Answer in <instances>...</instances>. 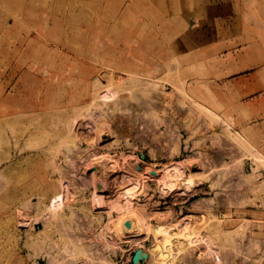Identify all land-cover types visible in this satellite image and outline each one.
<instances>
[{"label": "rangeland", "instance_id": "rangeland-1", "mask_svg": "<svg viewBox=\"0 0 264 264\" xmlns=\"http://www.w3.org/2000/svg\"><path fill=\"white\" fill-rule=\"evenodd\" d=\"M240 52L257 65L233 74L223 60ZM263 66L264 0H0V264H134L138 251L140 264H264V142L233 130L232 107L250 118L233 87L209 82ZM194 90L220 103H197ZM95 105L111 133L100 141L71 123ZM182 161L194 195H161L159 170ZM189 211L205 247L167 254L150 230ZM127 212L144 215L147 239L113 235L110 246Z\"/></svg>", "mask_w": 264, "mask_h": 264}, {"label": "bare ground", "instance_id": "bare-ground-1", "mask_svg": "<svg viewBox=\"0 0 264 264\" xmlns=\"http://www.w3.org/2000/svg\"><path fill=\"white\" fill-rule=\"evenodd\" d=\"M60 22V21H59ZM134 38V37H133ZM68 39V38H67ZM66 41V40H65ZM125 41V40H124ZM110 43V42H109ZM84 48V47H83ZM102 49V48H101ZM28 50V49H27ZM81 50V49H80ZM76 51V50H75ZM70 52V51H69ZM23 53V52H22ZM107 53V52H106ZM112 53V52H111ZM111 53L108 54L111 55ZM114 53V52H113ZM112 53V54H113ZM20 54V53H18ZM107 54V55H108ZM22 55V54H20ZM115 55V54H114ZM113 56V55H112ZM13 57V56H11ZM16 57V56H15ZM105 56H103L102 58L104 59ZM111 57V56H110ZM130 57V56H129ZM55 58V57H54ZM58 58V57H57ZM20 60V59H19ZM115 60V59H114ZM118 60V59H117ZM121 60V59H120ZM109 61V60H108ZM116 61V60H115ZM103 62V61H102ZM114 62V61H113ZM118 62V61H117ZM104 63V62H103ZM114 64V63H113ZM116 67V66H115ZM26 70V69H25ZM25 74V73H24ZM48 75V74H47ZM101 75L96 78L94 81L92 79V88L94 89V91H101L99 90V88L104 85L102 84V79L101 78ZM107 75V73H106ZM56 77V76H55ZM26 79V78H24ZM23 79V80H24ZM111 81V80H110ZM50 83V82H49ZM108 83V82H107ZM111 83V82H110ZM105 87V86H104ZM103 87V88H104ZM102 89V88H101ZM107 89V88H106ZM53 90V89H52ZM92 91V90H91ZM104 91V90H103ZM102 92V91H101ZM41 93V92H40ZM51 93V91H50ZM96 93V92H95ZM97 94V93H96ZM108 94V92L106 93V95ZM4 95V94H3ZM7 95V94H6ZM53 95V94H51ZM57 95V94H56ZM60 96V95H59ZM105 96V95H104ZM129 96V95H127ZM93 97V96H92ZM107 97V96H106ZM110 98V97H109ZM2 99V98H1ZM92 99V98H91ZM107 100V99H105ZM104 101V100H103ZM96 102V101H95ZM94 102V103H95ZM5 103V102H4ZM115 103V102H114ZM78 104V103H77ZM125 104L126 102L124 101V104L123 106L125 107ZM32 105V104H31ZM40 105V104H39ZM115 105V104H114ZM73 107V106H72ZM103 107V106H102ZM115 108V107H114ZM16 109V108H15ZM116 109V108H115ZM83 110V109H82ZM85 111V108L84 110ZM30 112V111H29ZM105 111L101 110V107L99 105H95V107H92V108H89L87 109L86 108V115L85 116H82V120L80 122V119L78 120L79 122H74V120H72L73 122H71V120H67V119H64V120H67L71 123H74L75 126L78 127V129L81 127V126H85L84 128L87 130H85V134H87L86 132L88 133H93L95 134V138H97L96 140H102L103 138V133L104 131H110V126H109V123L106 119V116H105ZM85 113V112H84ZM108 115V114H107ZM17 117V115H15ZM75 118V117H74ZM77 118V117H76ZM81 118V117H80ZM36 122V121H34ZM70 124V123H69ZM65 125V124H64ZM73 125V124H72ZM71 125V126H72ZM71 126L66 129L69 130V134H70V129H71ZM65 127H67V125H65ZM65 129V130H66ZM72 129H73V126H72ZM72 129H71V133H74V131L72 132ZM68 131L66 130V133ZM112 132V131H111ZM65 133V134H66ZM78 133V132H77ZM65 134H64V137H65ZM76 134V133H75ZM111 135V133H109ZM113 134V133H112ZM92 135V134H91ZM67 136H68V133H67ZM93 136V135H92ZM63 137V138H64ZM74 137V135L72 136ZM71 137V138H72ZM78 137H81L80 136H77ZM111 136H109L110 138ZM76 138V137H75ZM89 136L86 138L85 137V141L87 140H93V138H89ZM62 139V138H61ZM67 139V138H65ZM70 140V137L69 139H67V141ZM83 140V141H84ZM95 140V141H96ZM104 140V139H103ZM59 141V140H58ZM64 141V140H63ZM62 141V142H63ZM78 141V140H77ZM66 142V141H64ZM68 142H71L72 145H75L74 144V141L73 140H70ZM107 142V141H106ZM61 143V142H60ZM78 143V142H77ZM76 143V144H77ZM86 143V142H85ZM87 144V143H86ZM109 144V143H108ZM63 145V144H62ZM66 145V144H65ZM63 145V146H65ZM69 147L71 146L70 144H68ZM76 146V145H75ZM99 146H102V145H99ZM67 146V148H69ZM71 148V147H70ZM73 148V147H72ZM93 148V147H92ZM68 150V149H67ZM37 155V154H36ZM38 156V155H37ZM104 156V155H103ZM124 164L123 167L124 169V172L123 174H120L121 177H123L124 179L125 178H128L129 176H131L132 174V170L133 169V165L132 163H130V161L128 160H122ZM122 161H117V166L119 167L121 162ZM115 162V164H114ZM183 165H184V162H176L170 166H166V167H163L162 169L159 170L158 172V175H157V182H158V189H159V192L160 194H171V193H177L180 197H182L184 200H186L187 198H189L190 196H192L195 192V188H196V183H195V180H194V175L196 176V174H186V173H183ZM116 166V161H113V162H110L108 165L102 167V169H111V171H113L115 168H117ZM164 166V165H163ZM153 167V164H148L146 169L147 170H151ZM121 168V167H120ZM119 170V169H118ZM121 170V169H120ZM114 172V171H113ZM122 172V171H121ZM135 173V172H134ZM137 173V172H136ZM111 174V173H110ZM103 175V174H102ZM102 175H98L100 177H102ZM138 176V175H137ZM106 177V176H105ZM136 177V176H135ZM132 178L134 177H131V180ZM106 179V178H105ZM129 179V178H128ZM127 179V180H128ZM139 179V178H137ZM137 179H136V182H137ZM126 180V179H125ZM124 180V181H125ZM99 181V180H98ZM101 181V180H100ZM99 181V182H100ZM128 182V181H127ZM135 182V181H133ZM135 182V183H136ZM101 183V182H100ZM127 184V183H126ZM129 184V183H128ZM137 184V183H136ZM62 185V184H61ZM64 190V194L63 195H58V196H55L52 201H51V206H50V211L52 212H56L58 210H60L63 206V203L65 201V187L64 185L61 186ZM175 193V194H176ZM161 194V195H162ZM176 194V195H177ZM121 198V202L125 205V204H128L129 201L132 200L131 196L128 195V193L126 194H122L120 196ZM95 199V198H94ZM191 210V209H189ZM193 210V209H192ZM191 210V211H192ZM187 213V214H183L181 215L180 217H178L176 220H173V222H169L168 224L166 225H157V228L156 229H151L150 231L152 232V237H154L153 241L154 243L156 242H160L161 243V248L163 249L164 252H167V254L170 253V249L172 247H175L177 248V250H183L184 248H187V250H190L192 249L191 247H197L199 245H201L202 249L203 247H205V242H202L201 244V235L200 234H192V231H191V220L190 218L188 217V214H190V212ZM133 212V211H132ZM129 214V212H127ZM138 213V212H137ZM156 213V212H155ZM171 213V212H170ZM128 214H122V215H119V219H118V222L117 223H112L113 225L109 227V230L111 232L110 235L106 236V242L107 244L109 243L110 246L111 245H115L114 244V241H113V238L112 236L113 235H120L121 238L124 239V241L128 242L129 244L132 243V245H136L137 247H140L141 246V241H143L144 239H147V233L146 230H149V225L148 223L146 222V219L140 215H137L135 212H134V217H130V214L128 216ZM145 214V213H144ZM133 215V214H132ZM158 215V214H157ZM160 216V215H159ZM157 216V217H159ZM152 217V216H151ZM192 217V216H190ZM176 218V217H175ZM174 218V219H175ZM128 221V226H125V221ZM170 220V219H169ZM117 221V219H116ZM114 222V221H113ZM111 224V223H110ZM108 224V226L110 225ZM193 224V223H192ZM143 230V231H142ZM194 231V230H193ZM256 241V240H255ZM204 245V246H203ZM109 246V245H108ZM143 247V246H142ZM190 247V248H189ZM198 250L200 248H197ZM196 249V251H197ZM201 251H198V257L202 258L203 256H205V260L203 258V260L201 261H207L206 259V256L205 254H203L201 256V253L204 252H207L206 248H204V250ZM181 250V251H182ZM186 250V249H185ZM195 250V249H194ZM169 251V253H168ZM201 252V253H200ZM156 253V252H155ZM200 253V255H199ZM151 254H152V251H151ZM207 254V253H206ZM146 255V254H145ZM160 257V256H158ZM143 258V255L140 251H138V254H137V257H136V264H140L139 261L142 260ZM209 261L210 258L208 259ZM200 261V262H201ZM202 263V262H201Z\"/></svg>", "mask_w": 264, "mask_h": 264}, {"label": "crops", "instance_id": "crops-1", "mask_svg": "<svg viewBox=\"0 0 264 264\" xmlns=\"http://www.w3.org/2000/svg\"><path fill=\"white\" fill-rule=\"evenodd\" d=\"M252 59L251 57H249V54L240 52L239 54H236L234 58L228 57L223 61H227V63H230V72L234 74L243 72L246 69L256 66V62ZM209 82L210 84L218 87H221L222 85L233 87L234 93H236L240 98V101H238L240 103L234 105V108H236L240 113H246L251 122L245 123L246 121L244 122L236 117L232 107L229 111H227V114L233 113L232 118L235 120L232 125L233 130H235V132L237 133L241 132L242 129L248 131L251 134L253 132L256 134L259 143L264 142V66L259 68L258 72L253 75L252 79L242 77L229 79L226 77H222L221 81ZM192 92L194 93V96H197L198 94L200 98L205 100H199L197 103H206L208 105V108H211L212 104L220 103L216 97L211 95L210 91H202L198 93L197 90H194ZM218 114L222 116L221 112H218ZM262 148L264 150V144L262 145Z\"/></svg>", "mask_w": 264, "mask_h": 264}, {"label": "water", "instance_id": "water-1", "mask_svg": "<svg viewBox=\"0 0 264 264\" xmlns=\"http://www.w3.org/2000/svg\"><path fill=\"white\" fill-rule=\"evenodd\" d=\"M137 254H138V252L135 254V256H134V258H133V262H134V264H136V257H137Z\"/></svg>", "mask_w": 264, "mask_h": 264}]
</instances>
